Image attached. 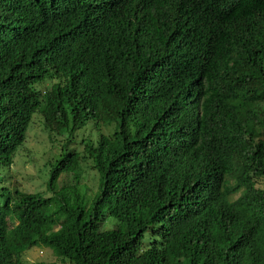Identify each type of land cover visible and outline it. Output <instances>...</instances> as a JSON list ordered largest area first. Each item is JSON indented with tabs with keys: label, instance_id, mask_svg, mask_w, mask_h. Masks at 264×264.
Instances as JSON below:
<instances>
[{
	"label": "trees",
	"instance_id": "obj_1",
	"mask_svg": "<svg viewBox=\"0 0 264 264\" xmlns=\"http://www.w3.org/2000/svg\"><path fill=\"white\" fill-rule=\"evenodd\" d=\"M177 67L205 77L179 162L220 170L239 193L211 198L210 222L180 201L177 166L153 147L174 128ZM29 124L65 135L66 148L46 163L52 195L0 188V264H23L32 245L54 257L35 264H264V0H0V166ZM62 174L72 183L55 190Z\"/></svg>",
	"mask_w": 264,
	"mask_h": 264
},
{
	"label": "clouds",
	"instance_id": "obj_2",
	"mask_svg": "<svg viewBox=\"0 0 264 264\" xmlns=\"http://www.w3.org/2000/svg\"><path fill=\"white\" fill-rule=\"evenodd\" d=\"M113 31L118 33L114 28ZM103 33V32H102ZM119 34V33H118ZM50 34L45 35L44 40L39 43L36 47L37 55L41 52L44 46L47 44ZM102 38V34H101ZM103 43V38H102ZM188 58V56H187ZM196 65L204 64V61L200 58H194ZM187 61V59H186ZM188 62V61H187ZM174 71L179 72L182 77V81L177 86H169L172 93V103L168 111L169 124H174L173 130L170 131V135L162 140H157L153 142V147L155 149L158 162H166L171 165H175L174 178H181L180 190H181V202L186 206L191 207L199 212L202 220L210 222V218L205 216L201 209L206 203L210 201L211 198L222 195L227 192V199L231 201L236 199L239 193H230L227 190L228 183H233V181H228L226 175L220 170L214 167H202L198 168V165H181L177 156L178 149L190 141L194 131L197 129L201 119H202V109H201V97L204 89V69L198 72L184 73L177 67ZM173 71V72H174ZM172 73L171 77H174ZM178 76V75H177ZM48 85V82H42L38 86L40 90L44 89V85ZM131 113L132 120L136 121L140 126L144 125V118L141 113L137 112L133 107ZM130 122V133L136 134L141 131V127H133ZM113 128V124L110 125ZM27 136V135H26ZM53 143H55L56 138L51 134L49 135ZM26 139V137H25ZM24 145V144H23ZM132 157V156H131ZM130 157V158H131ZM46 182V181H45ZM8 190H13L15 187L3 186ZM2 187V188H3ZM21 191V190H20ZM23 192V191H22ZM50 192V191H49ZM31 193V192H25ZM39 193V192H32ZM41 194V193H40ZM53 193L50 192V195ZM42 195V194H41ZM49 196V195H48ZM47 197V196H44ZM50 209H55V204L50 206ZM20 223L18 218V210L12 220L8 221V227L16 228ZM194 218L191 217V226L193 229ZM59 224L54 225V230H57ZM193 234V232H192ZM191 234V235H192ZM36 246L32 245L27 249ZM45 247V246H43ZM48 248V247H46ZM36 249H40V246H36ZM27 251V250H26ZM23 251L19 257L21 260Z\"/></svg>",
	"mask_w": 264,
	"mask_h": 264
},
{
	"label": "rangeland",
	"instance_id": "obj_3",
	"mask_svg": "<svg viewBox=\"0 0 264 264\" xmlns=\"http://www.w3.org/2000/svg\"><path fill=\"white\" fill-rule=\"evenodd\" d=\"M28 127L27 136L23 142L24 145L22 144L16 151L12 165L0 166V188L9 185L23 192H39L43 196H48L50 192L46 189L45 184L48 179L46 163L58 152V146L59 152L61 147L66 148L63 145L66 142V136H57L56 132L52 131L51 135L56 138V145H54L46 131L34 126L31 127L30 124ZM38 127L40 128L41 125ZM82 134V131H78L74 134L72 141L77 143ZM68 147H72V144ZM88 165L89 162L86 161L81 166L82 176L80 180L81 184L86 185L88 192H93L96 188L97 176L95 171ZM71 183V175L62 174L55 185V190ZM52 260H54V257L51 250L43 246H40L38 250L36 246L27 249L21 258L23 264H35L39 261L50 262ZM64 264L69 263L65 262Z\"/></svg>",
	"mask_w": 264,
	"mask_h": 264
}]
</instances>
